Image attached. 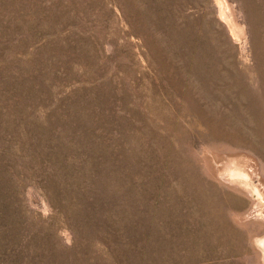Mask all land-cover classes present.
<instances>
[{"label":"rangeland","instance_id":"1","mask_svg":"<svg viewBox=\"0 0 264 264\" xmlns=\"http://www.w3.org/2000/svg\"><path fill=\"white\" fill-rule=\"evenodd\" d=\"M0 264H264V0H0Z\"/></svg>","mask_w":264,"mask_h":264},{"label":"bare ground","instance_id":"2","mask_svg":"<svg viewBox=\"0 0 264 264\" xmlns=\"http://www.w3.org/2000/svg\"><path fill=\"white\" fill-rule=\"evenodd\" d=\"M246 172V171H245ZM239 173V172H238ZM248 174V173H247ZM253 187V186H252ZM253 189V188H252ZM255 192L253 193V195H257V196H260L259 192L257 189H254ZM261 193V192H260ZM257 198V197H256ZM259 198V197H258ZM261 199V198H260ZM261 201V200H260Z\"/></svg>","mask_w":264,"mask_h":264}]
</instances>
